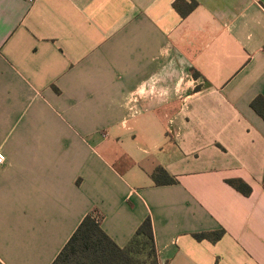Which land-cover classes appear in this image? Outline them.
Masks as SVG:
<instances>
[{
	"label": "crops",
	"instance_id": "crops-1",
	"mask_svg": "<svg viewBox=\"0 0 264 264\" xmlns=\"http://www.w3.org/2000/svg\"><path fill=\"white\" fill-rule=\"evenodd\" d=\"M196 1L0 0V264L98 214L120 247L150 217L160 264H264V0Z\"/></svg>",
	"mask_w": 264,
	"mask_h": 264
},
{
	"label": "trees",
	"instance_id": "trees-1",
	"mask_svg": "<svg viewBox=\"0 0 264 264\" xmlns=\"http://www.w3.org/2000/svg\"><path fill=\"white\" fill-rule=\"evenodd\" d=\"M197 6L198 2L191 0L183 11L175 3L183 17ZM252 106L264 118V104L260 107L257 101H253ZM153 178L159 184L174 182V178L161 167L154 171ZM227 182L244 195L252 192L251 186L240 178L227 179ZM101 218L100 214L96 217L86 216L52 264H160L150 217L139 226L134 237L124 247L117 245L102 229ZM224 233L225 230L222 229L217 232L197 233L195 237L198 240L208 239L215 242Z\"/></svg>",
	"mask_w": 264,
	"mask_h": 264
},
{
	"label": "built area",
	"instance_id": "built-area-1",
	"mask_svg": "<svg viewBox=\"0 0 264 264\" xmlns=\"http://www.w3.org/2000/svg\"><path fill=\"white\" fill-rule=\"evenodd\" d=\"M4 161H5V156L2 153H0V165L3 164Z\"/></svg>",
	"mask_w": 264,
	"mask_h": 264
}]
</instances>
